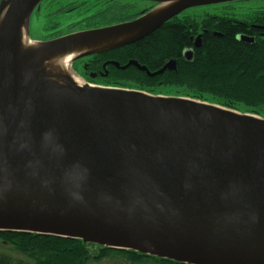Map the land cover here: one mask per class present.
Here are the masks:
<instances>
[{"label": "water", "instance_id": "obj_1", "mask_svg": "<svg viewBox=\"0 0 264 264\" xmlns=\"http://www.w3.org/2000/svg\"><path fill=\"white\" fill-rule=\"evenodd\" d=\"M42 1L0 0V232L181 264H264V118L43 72L50 58L86 48L71 63L78 77L77 60L132 44L187 10L247 0H137L156 5L23 49ZM160 3L171 4L150 16ZM106 64L149 77L175 70L174 61L155 72L134 60Z\"/></svg>", "mask_w": 264, "mask_h": 264}, {"label": "trees", "instance_id": "obj_2", "mask_svg": "<svg viewBox=\"0 0 264 264\" xmlns=\"http://www.w3.org/2000/svg\"><path fill=\"white\" fill-rule=\"evenodd\" d=\"M106 2L110 7L106 8L102 19L85 20L83 29L133 20L143 8L137 7L142 1ZM145 3L155 5L153 2ZM230 5L211 6L212 9L216 8L215 13L206 12L205 8L200 14L196 13L199 10L195 8L187 10L143 39L88 58L97 66L105 61L124 66L134 60L149 72H155L167 62L174 61L175 70H166L154 77L133 66L120 69L109 65V75L102 79L105 83L110 82L108 85L112 86L109 87L121 88V85L132 84L150 94L166 89L183 97L262 116L264 41L259 34L264 33V29H261L264 28V9H257L248 17L237 19L229 15ZM112 10L117 12L109 15ZM251 25L261 28L253 29ZM239 35L253 38L254 41L241 42L237 39ZM197 36H200V46L194 47ZM186 50L193 52L189 61L183 57ZM98 80L101 81L100 78ZM2 246L8 247L16 256L0 250V264H181L133 251L108 249L81 240L21 232H0V248Z\"/></svg>", "mask_w": 264, "mask_h": 264}, {"label": "rangeland", "instance_id": "obj_3", "mask_svg": "<svg viewBox=\"0 0 264 264\" xmlns=\"http://www.w3.org/2000/svg\"><path fill=\"white\" fill-rule=\"evenodd\" d=\"M45 3H46L45 0L42 1L40 3L41 5L39 9H35L33 14L31 15L30 23H29V34H30V39L32 41H38L43 37L46 38L47 36H52L55 35L56 33L59 35L68 32L72 33V32L88 30V29H83L84 28L83 22L90 18L99 19V20L102 19L103 16L102 14L110 7L109 3L106 2L105 0H53L47 6L44 7ZM236 4H234L231 8L229 7L230 9L229 15L236 16L237 19H241L245 17V15L246 17H248V15H250L249 13H253V11L257 9H264V0H247ZM141 5H138L137 7L139 8L145 7L143 4ZM217 7H220V5H217ZM203 8H205V11L209 13L217 12L216 8L212 9L210 6V7L195 8L199 10L196 13L198 14L202 13L204 11ZM135 10L138 11L139 9L135 8ZM115 12H117V10H112V12L109 13V15H113L115 14ZM77 76L79 78V81L82 82L87 81L82 76H80V74H77ZM99 78L101 79V81L89 80V82H91L89 84L90 85L92 84L93 86H106V87L112 86L111 84L108 85L110 82L105 83V80L102 79L104 77H98V79ZM121 88L138 90L132 84L121 85ZM166 92H167L166 89H161L155 91L153 95L183 97L177 95L172 91H169L167 93ZM260 115L262 116L259 117L264 118V108L260 110ZM1 248L0 250L3 251L4 253H7L8 255L16 256V254L12 252L8 247L2 246Z\"/></svg>", "mask_w": 264, "mask_h": 264}, {"label": "bare ground", "instance_id": "obj_4", "mask_svg": "<svg viewBox=\"0 0 264 264\" xmlns=\"http://www.w3.org/2000/svg\"><path fill=\"white\" fill-rule=\"evenodd\" d=\"M171 3H160L156 9L151 13L150 16L157 15L158 13L164 11L170 6ZM21 35V44L23 49H29L34 48L37 46L36 41H32L30 38H27V35L25 33V29L22 30ZM125 37L118 38L119 40L124 39ZM117 40V39H116ZM115 41V40H114ZM113 40L111 43L114 42ZM91 50H87L86 48H78L71 50L66 53H62L60 55L54 56L50 58L47 62L44 63L43 66V72L46 76L56 80L60 81V76L65 75L67 76L74 84L81 86L83 83L79 81L78 77L74 75V73L71 70V63L75 57L78 55L88 52Z\"/></svg>", "mask_w": 264, "mask_h": 264}, {"label": "flooded vegetation", "instance_id": "obj_5", "mask_svg": "<svg viewBox=\"0 0 264 264\" xmlns=\"http://www.w3.org/2000/svg\"><path fill=\"white\" fill-rule=\"evenodd\" d=\"M53 0H45V4H44V7L47 6L50 2H52ZM107 1V0H105ZM137 1V0H135ZM239 2H242V1H239ZM239 2H232V3H228V4H231L230 6H233L234 4L236 3H239ZM145 7L143 9H141L139 11V16L142 15L143 13H145V11L149 8V10H151L155 5H147V3H145V1H142V3ZM41 5V4H40ZM39 5V7H40ZM221 5H225V4H221ZM237 5V4H236ZM39 7L37 9H39ZM147 10V11H149ZM184 13V12H183ZM248 13V12H247ZM246 13V14H247ZM182 14V13H181ZM178 15L174 18H178L181 16ZM138 16V17H139ZM246 16V15H245ZM137 18V17H136ZM172 18V19H174ZM244 18V17H243ZM242 19V18H241ZM134 20V19H133ZM132 21V20H130ZM114 25V24H112ZM110 26V25H109ZM105 27V26H104ZM251 28L253 29H260L261 27H256L255 25H251L250 26ZM100 28V27H99ZM94 29V28H93ZM261 29H264V28H261ZM69 33V32H68ZM68 33H64V34H55V35H52V36H47L46 38L43 37L42 39L38 40V41H49V40H52V39H55V38H58L60 36H63V35H66ZM259 36L261 37V40L264 41V33H260ZM109 61H105L103 62L101 65H95L93 64L94 62H92V59L90 58H83V59H80V60H77L73 63L72 67H73V70L77 73V74H80V76H82L84 79H86L87 83H91L89 82V80H98V77H107L109 75V71H108V66L111 65V64H106L108 63ZM112 66V65H111ZM85 82V83H86ZM92 85V84H91Z\"/></svg>", "mask_w": 264, "mask_h": 264}]
</instances>
